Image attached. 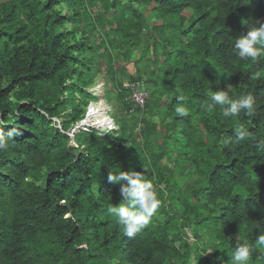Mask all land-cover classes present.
<instances>
[{
  "label": "trees",
  "instance_id": "obj_1",
  "mask_svg": "<svg viewBox=\"0 0 264 264\" xmlns=\"http://www.w3.org/2000/svg\"><path fill=\"white\" fill-rule=\"evenodd\" d=\"M257 20L264 0H0V130L19 133L0 151V264H231L243 242L264 264V56L234 50ZM99 76L119 129L80 130L74 147ZM140 80L144 109L127 87ZM227 87L254 97L251 116L207 107ZM118 168L161 201L131 238L108 212Z\"/></svg>",
  "mask_w": 264,
  "mask_h": 264
},
{
  "label": "clouds",
  "instance_id": "obj_2",
  "mask_svg": "<svg viewBox=\"0 0 264 264\" xmlns=\"http://www.w3.org/2000/svg\"><path fill=\"white\" fill-rule=\"evenodd\" d=\"M234 50L241 60L250 59L256 62L259 57L264 56V21L257 20L249 25L246 34L235 37ZM133 83H142L144 85L147 97L143 106L137 105L132 100L130 84ZM93 86L85 90L92 94L95 99L91 100L86 105L84 116L73 123L65 132L71 139L70 144L74 147L77 146L75 144V134L80 130L89 131L93 129L97 131L98 135L102 136L103 134L119 129L114 116H109V110L106 108H104L103 124L98 125V127L85 124V120L92 110V106L100 100L95 93L99 92V89L104 88V81L98 90L93 91ZM127 87L131 90L130 100L132 105L144 109L149 99V92L145 81L129 82ZM65 95L67 94L64 93L63 98L66 97ZM209 97L210 103L207 107L211 109L219 106L224 118L235 117L241 113L251 116L255 111V100L252 95L247 94L233 97L229 95L228 87L227 89L214 90L209 94ZM103 99L105 100L104 97ZM176 99L179 102L184 101L186 98L184 96H178ZM101 101L103 100L101 99L100 102ZM100 105L102 106L103 104L101 103ZM104 105L106 106L107 104ZM175 112L178 116H185L188 114V110L184 106L176 107ZM59 119L60 117L58 116L53 117L54 122L59 124L57 127L60 128L61 122L58 121ZM234 132L236 142L244 140L248 136L247 129L243 127L235 128ZM18 134L19 133L15 130H10L8 134H4L3 131L0 130V151L5 150L8 147V140H12L13 136ZM257 148L264 151V139L257 142ZM107 179L110 183L120 185L122 196L121 202L118 205L111 204L109 206L108 212L115 217L117 223L122 227L125 236L129 238L134 237L138 232L150 224L153 216L157 213L161 203L158 192L153 182L145 175V172L122 171L118 168L109 171ZM190 235L192 236L191 233ZM258 239L260 244L264 245V235L259 236ZM253 251L254 249L249 243H237L230 255L231 264H249V261L252 259Z\"/></svg>",
  "mask_w": 264,
  "mask_h": 264
},
{
  "label": "rangeland",
  "instance_id": "obj_3",
  "mask_svg": "<svg viewBox=\"0 0 264 264\" xmlns=\"http://www.w3.org/2000/svg\"><path fill=\"white\" fill-rule=\"evenodd\" d=\"M129 68V70H132V68H131V66H129L128 67ZM124 80H126V79H124ZM102 83H103V79H102V77H97V79H96V82H95V85L93 86V88H92V90L94 91V90H98L101 86H102ZM96 94V96L97 97H99L100 98V100L102 99L103 101H101L100 102V100L99 101H97V103H95V105L96 104H98V103H102L103 105V108H106L107 110H109V113H108V115L109 116H111L112 117V115L114 114V108L115 107H118V103L117 102H115V101H112L111 103H107L104 99H103V97H102V94H103V89H99V92H97V93H95ZM99 104V105H100ZM104 104H107L106 106L104 105ZM106 110V111H107ZM117 111H118V109H117ZM102 120H103V117H102ZM59 122H62L63 121V118L60 116V119L58 120ZM64 122V121H63ZM57 124V123H56ZM57 126H59V124H57ZM154 142H159V138L158 137H156L155 139H154ZM170 163H168V165H169ZM170 166V165H169Z\"/></svg>",
  "mask_w": 264,
  "mask_h": 264
},
{
  "label": "bare ground",
  "instance_id": "obj_4",
  "mask_svg": "<svg viewBox=\"0 0 264 264\" xmlns=\"http://www.w3.org/2000/svg\"><path fill=\"white\" fill-rule=\"evenodd\" d=\"M105 109L103 106L96 104L92 106V110L87 115V119L85 120L86 125H92L95 127H98V125H101L104 123L102 120L103 114Z\"/></svg>",
  "mask_w": 264,
  "mask_h": 264
},
{
  "label": "built area",
  "instance_id": "obj_5",
  "mask_svg": "<svg viewBox=\"0 0 264 264\" xmlns=\"http://www.w3.org/2000/svg\"><path fill=\"white\" fill-rule=\"evenodd\" d=\"M132 90V100L139 106H143L147 97V93L142 83L130 84Z\"/></svg>",
  "mask_w": 264,
  "mask_h": 264
},
{
  "label": "water",
  "instance_id": "obj_6",
  "mask_svg": "<svg viewBox=\"0 0 264 264\" xmlns=\"http://www.w3.org/2000/svg\"><path fill=\"white\" fill-rule=\"evenodd\" d=\"M74 141V140H73Z\"/></svg>",
  "mask_w": 264,
  "mask_h": 264
}]
</instances>
